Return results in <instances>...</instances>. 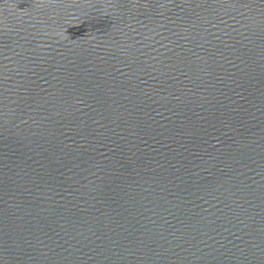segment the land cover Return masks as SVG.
<instances>
[{"label": "water", "instance_id": "95a60500", "mask_svg": "<svg viewBox=\"0 0 264 264\" xmlns=\"http://www.w3.org/2000/svg\"><path fill=\"white\" fill-rule=\"evenodd\" d=\"M0 264H264V0H0Z\"/></svg>", "mask_w": 264, "mask_h": 264}]
</instances>
